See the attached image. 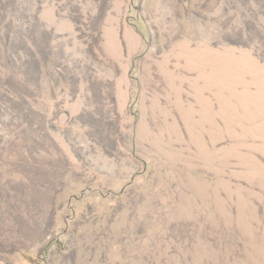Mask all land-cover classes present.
<instances>
[{
	"label": "rangeland",
	"instance_id": "rangeland-1",
	"mask_svg": "<svg viewBox=\"0 0 264 264\" xmlns=\"http://www.w3.org/2000/svg\"><path fill=\"white\" fill-rule=\"evenodd\" d=\"M0 264H264V0H0Z\"/></svg>",
	"mask_w": 264,
	"mask_h": 264
},
{
	"label": "bare ground",
	"instance_id": "bare-ground-1",
	"mask_svg": "<svg viewBox=\"0 0 264 264\" xmlns=\"http://www.w3.org/2000/svg\"><path fill=\"white\" fill-rule=\"evenodd\" d=\"M257 64V63H256ZM228 68V67H227Z\"/></svg>",
	"mask_w": 264,
	"mask_h": 264
}]
</instances>
